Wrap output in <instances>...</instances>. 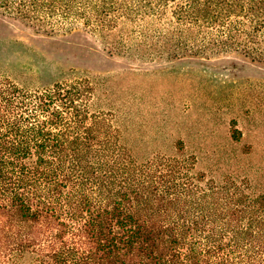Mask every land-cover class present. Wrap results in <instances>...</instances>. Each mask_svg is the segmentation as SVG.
<instances>
[{
  "label": "trees",
  "instance_id": "trees-1",
  "mask_svg": "<svg viewBox=\"0 0 264 264\" xmlns=\"http://www.w3.org/2000/svg\"><path fill=\"white\" fill-rule=\"evenodd\" d=\"M0 14L111 54L264 62V0H0ZM114 114L88 76L0 72V264H264V186L208 177L180 138L139 157Z\"/></svg>",
  "mask_w": 264,
  "mask_h": 264
},
{
  "label": "rangeland",
  "instance_id": "rangeland-1",
  "mask_svg": "<svg viewBox=\"0 0 264 264\" xmlns=\"http://www.w3.org/2000/svg\"><path fill=\"white\" fill-rule=\"evenodd\" d=\"M94 34L47 35L0 14V72L30 87L88 76L139 157L183 139L196 168L264 186V62L236 51L182 58L111 54ZM237 129V136L233 135ZM28 253L18 264H36Z\"/></svg>",
  "mask_w": 264,
  "mask_h": 264
}]
</instances>
